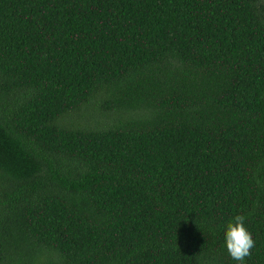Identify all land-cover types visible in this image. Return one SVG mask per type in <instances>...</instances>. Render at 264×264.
<instances>
[{
	"label": "trees",
	"instance_id": "16d2710c",
	"mask_svg": "<svg viewBox=\"0 0 264 264\" xmlns=\"http://www.w3.org/2000/svg\"><path fill=\"white\" fill-rule=\"evenodd\" d=\"M264 264V0H0V264Z\"/></svg>",
	"mask_w": 264,
	"mask_h": 264
},
{
	"label": "clouds",
	"instance_id": "9594fccd",
	"mask_svg": "<svg viewBox=\"0 0 264 264\" xmlns=\"http://www.w3.org/2000/svg\"><path fill=\"white\" fill-rule=\"evenodd\" d=\"M245 217L237 215L227 224L225 231V244L230 257L240 264H244L246 257L250 256V250L255 242L244 226Z\"/></svg>",
	"mask_w": 264,
	"mask_h": 264
}]
</instances>
